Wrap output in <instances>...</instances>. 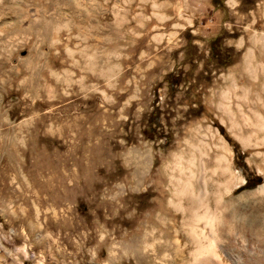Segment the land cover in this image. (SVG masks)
Listing matches in <instances>:
<instances>
[{"label": "rangeland", "instance_id": "1", "mask_svg": "<svg viewBox=\"0 0 264 264\" xmlns=\"http://www.w3.org/2000/svg\"><path fill=\"white\" fill-rule=\"evenodd\" d=\"M11 1L62 22L0 63V264H234L177 191L212 206L228 164L230 222L264 204V0ZM242 236L218 243L264 264Z\"/></svg>", "mask_w": 264, "mask_h": 264}, {"label": "bare ground", "instance_id": "2", "mask_svg": "<svg viewBox=\"0 0 264 264\" xmlns=\"http://www.w3.org/2000/svg\"><path fill=\"white\" fill-rule=\"evenodd\" d=\"M33 1L35 0H32V2ZM5 4H7V6ZM68 6L75 21L79 23H88L89 28L92 29V31L97 30V27L94 25V23H92V19L90 16L92 14L87 15V13L82 10L83 8L79 7L78 5L77 7L72 6L71 4H69ZM43 13L44 12L41 9V12L38 14L39 16L37 15L38 19H32L33 21H31L30 19L32 17L29 14L28 10L25 9V4L16 8L11 0H4V3L0 2L1 64H3V62L8 60L13 55L14 50H12V47H16V45L18 46L28 43L25 45H30L32 49L31 44H34V41H39L41 44L45 45L50 44V38L55 35L56 32L60 29L54 28L61 21V18L57 16L56 13V16L53 15L52 17H50L51 19H49V17H46L47 12L45 14ZM5 15L10 16V22H4ZM23 22L27 24L26 28L22 26ZM53 25H55V27ZM25 35H28V38H25L26 40L24 39V37H26ZM18 38L22 39V42H19ZM32 53L34 54V57L32 56L33 58H39L36 49H32ZM212 172L217 178L223 180L222 182H215V184L211 186L210 195L213 198L212 202H214L212 206H209L208 202L206 203V195L203 191L200 190L201 188H198V191H194V188L191 184L192 182H185L184 185L180 188V191L178 190L177 192L181 193L184 196L183 198L185 204L187 205L186 209H190V212L191 210H195L197 213V217H200L199 219H204L206 226H208L210 229V233L207 237V244L206 242H204L206 245L202 244L203 241L202 243H199L198 239L197 243L199 244L196 249L199 251L198 253H203L208 257V260L209 257L210 260H213L212 257L215 258L218 256L216 249L219 250L221 248L224 254H226L234 264H242L238 255L232 254L233 252L231 253L230 249H227L225 247L223 248V246L218 243V236L222 231H225V233L228 235L233 234L234 231H238L240 235H243L242 237L246 236V240L251 242L253 246L257 248L256 251L258 253H264V204H259L256 207H253V212L250 215L242 214L243 216L241 215L239 224H233L232 222H230V219L233 218L234 215H238L240 213V206H238L240 205V203L231 201L222 207L218 204V197L222 191L228 192L231 182L234 180L238 181L240 177L238 178V175H235V173L231 171V169L228 167V164L225 166L218 165L217 168ZM241 181L242 180H239L238 182ZM207 183L208 181L205 182V184ZM258 192L261 195L264 194V185L258 190ZM176 205L178 206V204ZM221 212L223 214V217L227 219L226 224L224 223V225L220 223L221 218L219 215L221 214ZM217 260L219 261V258Z\"/></svg>", "mask_w": 264, "mask_h": 264}]
</instances>
